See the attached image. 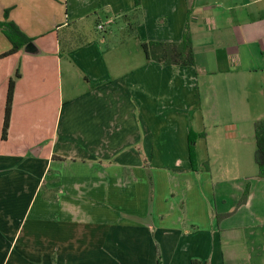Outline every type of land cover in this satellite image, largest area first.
<instances>
[{
  "label": "crops",
  "instance_id": "crops-1",
  "mask_svg": "<svg viewBox=\"0 0 264 264\" xmlns=\"http://www.w3.org/2000/svg\"><path fill=\"white\" fill-rule=\"evenodd\" d=\"M135 11L0 0L30 40L2 57L0 29V264H264V0H139L133 26ZM186 27L193 66L147 59Z\"/></svg>",
  "mask_w": 264,
  "mask_h": 264
},
{
  "label": "trees",
  "instance_id": "trees-1",
  "mask_svg": "<svg viewBox=\"0 0 264 264\" xmlns=\"http://www.w3.org/2000/svg\"><path fill=\"white\" fill-rule=\"evenodd\" d=\"M136 11L130 17L134 21L133 26H136L138 23V7L139 0H135ZM5 16H7V11ZM7 18V17H6ZM0 29L6 35L10 41L12 48L9 52H6L2 57L9 56L18 52L25 45L30 43V40L26 38L20 31H17L11 24L7 22H0ZM143 51L148 60H153L163 65H179V66H193L194 64V55L192 50V43L190 33L186 27L184 31L183 40L179 44H165V43H143ZM20 76L19 72L16 73L14 79H11L8 84V90L6 95L5 111H4V120L2 127L1 139L6 140L8 135V128L10 123V116L12 111V102L14 96V86L15 78ZM255 132V141H256V150L254 154V161L258 168L257 176L259 178H264V118L254 125ZM204 134H201L203 136ZM194 143L195 136L190 135L189 145L191 152V164L192 168L196 167V161L194 157ZM248 191L246 190L240 204L244 203L247 198ZM160 264V260H158Z\"/></svg>",
  "mask_w": 264,
  "mask_h": 264
},
{
  "label": "built area",
  "instance_id": "built-area-1",
  "mask_svg": "<svg viewBox=\"0 0 264 264\" xmlns=\"http://www.w3.org/2000/svg\"><path fill=\"white\" fill-rule=\"evenodd\" d=\"M104 28H105V26L101 23L97 25L98 30H104Z\"/></svg>",
  "mask_w": 264,
  "mask_h": 264
},
{
  "label": "water",
  "instance_id": "water-1",
  "mask_svg": "<svg viewBox=\"0 0 264 264\" xmlns=\"http://www.w3.org/2000/svg\"><path fill=\"white\" fill-rule=\"evenodd\" d=\"M30 45H31V44H29V45L26 47V50L32 52V49L30 50Z\"/></svg>",
  "mask_w": 264,
  "mask_h": 264
}]
</instances>
